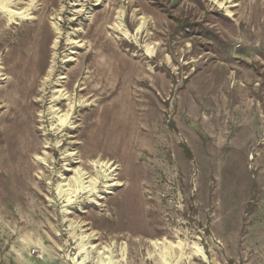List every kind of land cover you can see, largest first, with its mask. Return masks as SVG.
Segmentation results:
<instances>
[{
  "label": "rangeland",
  "instance_id": "1",
  "mask_svg": "<svg viewBox=\"0 0 264 264\" xmlns=\"http://www.w3.org/2000/svg\"><path fill=\"white\" fill-rule=\"evenodd\" d=\"M4 1L0 264H264V0Z\"/></svg>",
  "mask_w": 264,
  "mask_h": 264
},
{
  "label": "bare ground",
  "instance_id": "2",
  "mask_svg": "<svg viewBox=\"0 0 264 264\" xmlns=\"http://www.w3.org/2000/svg\"><path fill=\"white\" fill-rule=\"evenodd\" d=\"M4 0H0V12H8L9 15H18V17L20 18H31V16L28 13H24L23 11H13L10 10L8 7H6V5L4 3H6ZM116 27L118 28V25H116ZM120 27V26H119ZM119 29V28H118ZM66 60H70V59H66ZM54 66V64H53ZM64 76L60 75L59 80L61 78H63ZM84 91V90H83ZM76 92V91H75ZM62 95V97H61ZM65 95V92L62 91H57V94L54 93L53 95V100L55 102H57L58 104L60 103L61 100H63ZM70 98V97H69ZM68 101V99H67ZM69 102V101H68ZM68 104V103H67ZM57 105V104H56ZM73 104H69L68 109L66 112L64 113H60L61 110L59 107L55 106L53 108L54 113L56 114V116L58 117L59 121L64 124L67 122V120H69V115L72 113L73 111ZM99 108V107H98ZM102 108V107H101ZM101 110V109H100ZM103 111V109H102ZM58 132V131H57ZM101 153H103L101 151ZM96 153L91 152V155H95ZM74 153H69L68 157H73ZM81 159V158H80ZM93 159V158H92ZM96 159V158H95ZM99 159V158H98ZM71 161V160H70ZM89 161V160H88ZM73 162V161H72ZM83 167L81 168H76L74 170V174L72 177L65 179L67 180L66 182H59V184L57 185V187L59 188V194H63L64 195V200L68 203H71L72 200H74L73 198L80 194V193H90V192H95V187L97 186V183L99 181L98 177H91L89 174V171L86 169H91L93 168L94 170H97L98 172H100L101 174L107 169H109V171H112L113 169L111 168V165L109 164L108 161H99V160H90L89 162H83ZM113 167V166H112ZM68 170V169H67ZM89 180H85L86 178H89ZM65 178V177H64ZM116 183H111V185H115ZM88 236L86 234L81 235V238L83 240H85ZM154 245L158 244V242H153ZM94 248V245H90L87 246V248ZM97 253V257L98 259H101V262L104 260H110L111 255L107 249L105 248H100L96 250ZM99 261V260H98ZM116 261V260H115ZM111 263V261H110ZM115 263V262H114ZM101 264H105V263H101ZM109 264V263H108Z\"/></svg>",
  "mask_w": 264,
  "mask_h": 264
}]
</instances>
